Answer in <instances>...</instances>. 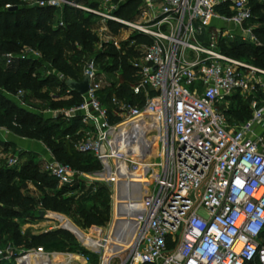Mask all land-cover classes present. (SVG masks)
Wrapping results in <instances>:
<instances>
[{"label":"built area","instance_id":"2783aa9c","mask_svg":"<svg viewBox=\"0 0 264 264\" xmlns=\"http://www.w3.org/2000/svg\"><path fill=\"white\" fill-rule=\"evenodd\" d=\"M20 1L90 12L98 39L115 48L108 22L149 38L129 61L132 99L111 94L110 108L101 102L98 92L108 84L92 56L82 65L88 84L80 101L48 110L64 120L78 117L72 148L90 154L99 169H74L44 146L49 157L41 171L59 186L100 182L109 191L104 228L80 231L87 239L69 228L83 248L98 264H264V69L220 50L228 39L262 45L253 33L261 23L252 1L263 0H138L132 19L78 0ZM0 56L9 65L40 54L23 46ZM234 95L248 98L249 115L238 122L228 112ZM3 261L90 263L81 252L20 248L0 233Z\"/></svg>","mask_w":264,"mask_h":264},{"label":"trees","instance_id":"16d2710c","mask_svg":"<svg viewBox=\"0 0 264 264\" xmlns=\"http://www.w3.org/2000/svg\"><path fill=\"white\" fill-rule=\"evenodd\" d=\"M138 4V0H125L115 13L132 19ZM9 6L16 8L9 9ZM56 10L58 9L51 7L27 6L20 0H0V54L18 53L23 46L33 48L40 54L39 57L16 58L9 65H4L0 56V127L16 136L41 142L57 161L90 173L99 169L98 162L90 154L75 151L71 144L75 138L72 134L80 126L78 117L68 120L60 116L46 117L42 112H33L19 106L8 94H14L17 90L28 91L32 96L46 100L48 108L75 105L80 101V95L67 86L65 79L80 81L83 62L92 55L95 61L109 58L111 61L104 67L105 71L117 73V81L110 82L98 92L101 102L110 108L111 94L133 98L130 86L135 81V69L129 61L137 55L138 45L148 43L149 38L131 33L126 40L120 42L118 48L106 42L103 45L106 50L94 51L97 38L90 28L94 15L65 5L59 9L61 18L54 20ZM252 10L261 23L253 33L262 45L228 39L220 43V50L264 69V0L252 1ZM59 21L62 22L61 25H58ZM44 64L53 73L45 77L36 76L35 67ZM42 88H56L57 94H53V97L58 98L52 100ZM232 100L228 112H231L233 121L247 118L248 98L234 95ZM65 135H69V138H65ZM3 145L10 146L11 143L3 142ZM14 167L15 169L0 166V233L13 245L25 249L39 246L47 251H71L76 246L73 236L60 228L21 233L13 218H31L29 211L35 205L62 213L70 212L72 207V213L83 227L104 225L108 220L110 198L105 184L92 182L85 185L79 181L71 187H57L52 176L29 161ZM14 179L30 181L40 192L47 187L54 190L52 194L44 191L40 199H34L21 194ZM71 188L82 191L75 201L72 197L61 196ZM87 200L91 202L89 206L79 205V202ZM80 252L87 255L90 262L95 259L87 251ZM0 264L11 263L3 261Z\"/></svg>","mask_w":264,"mask_h":264},{"label":"rangeland","instance_id":"374dc122","mask_svg":"<svg viewBox=\"0 0 264 264\" xmlns=\"http://www.w3.org/2000/svg\"><path fill=\"white\" fill-rule=\"evenodd\" d=\"M78 1H82L86 3V5L90 8H96L99 10H110V13L115 16H119L115 12L116 10H118V7L124 4L125 2V0H108V2L104 1L105 3L99 2L100 0H78ZM87 1H90V2H87ZM119 17L124 18L122 16H119ZM60 18H61V11L58 9L55 12L54 20H59ZM91 22H92L91 27H90L91 31L95 33L96 38H97V42H95L93 50L94 51L106 50L105 46L103 45L104 43L108 41L99 40L97 37L98 33L94 31L96 23L98 22L97 18H92ZM108 32L110 35L115 36L116 42L118 43V47L120 46V42L126 40L128 36H130L131 34L127 30L122 29L116 24L110 23V22L108 24ZM130 44L131 43H129V45ZM89 57H92V55L88 56V58ZM110 61L111 60L109 58H105L101 61H97V60L95 61L96 71L99 74V77L102 79V81L105 82L106 84H109L110 82H115L118 79L116 72H106L104 69L106 65L110 64ZM34 73L36 76L45 77L48 74L53 73V71L47 65L44 64V65L36 66L34 69ZM43 89L44 88H42L41 90ZM44 90L48 92V96L52 100H55L56 98H58V97H53V94L55 95L57 94L56 88L48 89V90L44 89ZM9 95L11 99H13L16 102V104H18L19 106H22L23 108L33 111V112H38V113L42 112L44 116L46 117H52L48 113V110L56 109V108H48L46 100L36 98L32 96L28 91L23 90L22 93L18 96L16 95V92L14 94H8V96ZM5 141H6L5 136L0 135V166H9L15 169L14 166L19 167L21 163L24 164L25 162L29 161L32 164L37 165V167L40 170L42 169L43 159H42V151L40 149L35 150V149H32L31 147L13 149L12 147L3 145V142ZM154 146L155 148H158L159 146L158 142H156ZM19 152H22V154L20 155ZM15 157H16V163L9 165L8 162H10V159L15 158ZM154 160H158V158L154 157ZM14 184L18 187L21 194L30 196L34 199H40L44 191L48 192L49 194H52L54 190V189H50L49 187H47L45 188L43 192H40L37 189V187H35L32 184V182L25 181V180H19V179H14ZM57 187H60V186L57 185ZM81 192H82L81 189L71 188L70 190L68 189L66 192H64L61 196L70 197V198L72 197L75 201V199L78 198V196H80ZM90 204L91 202L89 200L79 202V205L81 206H89ZM72 209L73 208L71 207L70 212L62 213L59 211L51 210L47 207H41V206L35 205L34 208L31 211H29L32 214L31 218L28 219L26 217L25 218L15 217L13 218V221L16 222L18 229L20 230L21 233H24V232L36 233V232L45 231V230H52L55 228H60L62 230H65L73 236L76 242V246L70 252H80L82 250L86 251L82 246V242L78 239V237L74 233L70 231V229L76 230L77 233L81 231L85 234H90L92 227L91 226H88V227L81 226L80 223L78 222L77 216L74 213H72ZM52 214H55L57 219L53 218L51 216ZM109 217H110V212H109ZM109 217L104 225H97V226L104 228L107 222L109 221ZM81 232L79 234L84 236V234H82ZM89 264H98V262L95 258L93 262H90Z\"/></svg>","mask_w":264,"mask_h":264},{"label":"crops","instance_id":"0c3cea01","mask_svg":"<svg viewBox=\"0 0 264 264\" xmlns=\"http://www.w3.org/2000/svg\"><path fill=\"white\" fill-rule=\"evenodd\" d=\"M0 135H4L6 141L8 143H11V145L9 147H12L13 149L15 148H26V147H31L32 149H40L42 151V158H48L49 155L46 152L44 145L39 142V141H35V140H31V139H26V138H22L19 136H16L12 133H3L0 132ZM14 144V145H13Z\"/></svg>","mask_w":264,"mask_h":264},{"label":"water","instance_id":"95a60500","mask_svg":"<svg viewBox=\"0 0 264 264\" xmlns=\"http://www.w3.org/2000/svg\"><path fill=\"white\" fill-rule=\"evenodd\" d=\"M15 8H16L15 6H9V9H15ZM65 83L71 90H74L78 94H82L87 89L88 76L84 75L80 81L65 79Z\"/></svg>","mask_w":264,"mask_h":264},{"label":"bare ground","instance_id":"6f19581e","mask_svg":"<svg viewBox=\"0 0 264 264\" xmlns=\"http://www.w3.org/2000/svg\"><path fill=\"white\" fill-rule=\"evenodd\" d=\"M55 216V218H56V215H54ZM57 219V218H56ZM79 234V233H78ZM80 235V237L82 238L83 237V239H85L86 237H85V235L83 236V235H81V234H79ZM87 239V238H86ZM88 242H89V240H88ZM90 243V242H89Z\"/></svg>","mask_w":264,"mask_h":264}]
</instances>
